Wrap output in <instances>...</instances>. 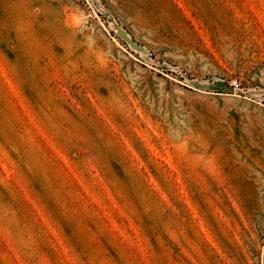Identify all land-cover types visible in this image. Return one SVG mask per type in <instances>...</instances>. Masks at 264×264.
<instances>
[{
	"label": "rangeland",
	"instance_id": "374dc122",
	"mask_svg": "<svg viewBox=\"0 0 264 264\" xmlns=\"http://www.w3.org/2000/svg\"><path fill=\"white\" fill-rule=\"evenodd\" d=\"M91 7L0 0V264H264V0Z\"/></svg>",
	"mask_w": 264,
	"mask_h": 264
},
{
	"label": "built area",
	"instance_id": "2783aa9c",
	"mask_svg": "<svg viewBox=\"0 0 264 264\" xmlns=\"http://www.w3.org/2000/svg\"><path fill=\"white\" fill-rule=\"evenodd\" d=\"M80 4H82L84 7H86V9H89L90 11H93L92 7H91V0H77ZM229 86L230 87H235L237 86V83L235 80H231L229 82Z\"/></svg>",
	"mask_w": 264,
	"mask_h": 264
}]
</instances>
